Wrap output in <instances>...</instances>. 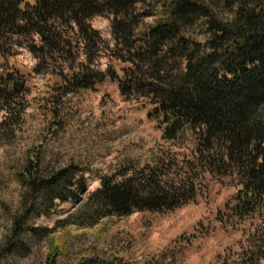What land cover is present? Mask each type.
Wrapping results in <instances>:
<instances>
[{"label": "rangeland", "instance_id": "374dc122", "mask_svg": "<svg viewBox=\"0 0 264 264\" xmlns=\"http://www.w3.org/2000/svg\"><path fill=\"white\" fill-rule=\"evenodd\" d=\"M237 1L205 0L223 21L234 17ZM113 17L90 19L101 36L97 44L74 22H57L55 49L38 56L29 46H43L39 35H0V264H264V200L237 207L241 178L222 162L214 172L205 168L195 131L166 138L169 123L151 97L123 94L111 74L137 69L113 35ZM156 20L143 17L137 32ZM206 21L182 28L202 50L211 37ZM84 67L91 87L74 84ZM147 165L171 169V176L185 172L197 184L194 199L128 215L90 199L102 176L122 179ZM29 166L37 180L67 168L78 198L37 207L25 179Z\"/></svg>", "mask_w": 264, "mask_h": 264}, {"label": "trees", "instance_id": "16d2710c", "mask_svg": "<svg viewBox=\"0 0 264 264\" xmlns=\"http://www.w3.org/2000/svg\"><path fill=\"white\" fill-rule=\"evenodd\" d=\"M139 4L151 8L140 11ZM237 5L234 17L223 21L205 0H0V35H39L43 46H29L38 56L43 49H55L57 22H74L84 39L97 44L101 36L90 19L112 14L113 35L137 69L131 76L127 70L122 76L111 74L123 94L151 97L157 114L169 123L166 138L187 127L195 131L196 153H206L202 161L209 162L204 167L214 172L222 162L231 168L241 178L237 207L249 203L252 208L264 200V0H238ZM151 15L157 20L137 32L143 17ZM200 18L207 19L211 34L205 50L182 34L184 26ZM88 71L84 67L74 84L91 87ZM170 173L147 165L122 179L104 175L90 199L118 215L173 210L194 199L197 184L185 172ZM73 176L64 168L37 180L29 166L25 179L34 194L32 203L52 206L56 200L78 198Z\"/></svg>", "mask_w": 264, "mask_h": 264}]
</instances>
